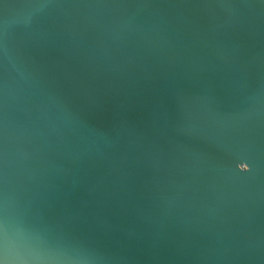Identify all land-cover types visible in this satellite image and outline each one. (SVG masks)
Wrapping results in <instances>:
<instances>
[{"label": "water", "instance_id": "95a60500", "mask_svg": "<svg viewBox=\"0 0 264 264\" xmlns=\"http://www.w3.org/2000/svg\"><path fill=\"white\" fill-rule=\"evenodd\" d=\"M0 264H264V0H0Z\"/></svg>", "mask_w": 264, "mask_h": 264}]
</instances>
